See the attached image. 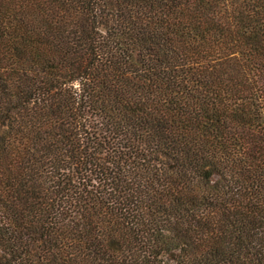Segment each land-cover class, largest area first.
<instances>
[{"label": "trees", "instance_id": "1", "mask_svg": "<svg viewBox=\"0 0 264 264\" xmlns=\"http://www.w3.org/2000/svg\"><path fill=\"white\" fill-rule=\"evenodd\" d=\"M0 264H264V0H0Z\"/></svg>", "mask_w": 264, "mask_h": 264}]
</instances>
